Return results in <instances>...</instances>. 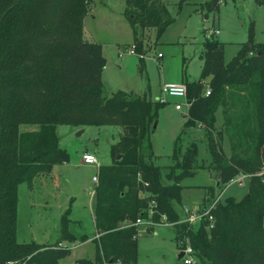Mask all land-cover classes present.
<instances>
[{
	"label": "trees",
	"instance_id": "trees-1",
	"mask_svg": "<svg viewBox=\"0 0 264 264\" xmlns=\"http://www.w3.org/2000/svg\"><path fill=\"white\" fill-rule=\"evenodd\" d=\"M167 1L126 0L124 15L140 61L142 33L154 28L160 36L174 20ZM254 1L264 5V0ZM91 2L0 0V264H58L70 251L60 241L16 239L18 184L31 186L36 175L69 158L59 143V123L121 128L110 144L112 162L97 168L95 252L76 259L78 264H137L141 218L171 222L178 247L190 245L200 264H264V43L255 41L250 26L246 41L224 62L223 43L204 35L200 75L183 80L189 106L175 139L173 163L161 166L152 160L150 135L166 101L132 90L103 93L102 46L83 36ZM219 3L207 0L205 8L216 11ZM218 108L222 120L216 124ZM21 123L37 127L20 130ZM192 127L202 131L217 187L241 173L248 179L245 194L218 198L197 225L180 220L176 209L180 179L202 166L196 163V141L181 151L179 141ZM164 167L169 170L163 174ZM164 175L171 181H163ZM67 211L61 214L60 231L73 241L77 237L68 231Z\"/></svg>",
	"mask_w": 264,
	"mask_h": 264
},
{
	"label": "rangeland",
	"instance_id": "rangeland-1",
	"mask_svg": "<svg viewBox=\"0 0 264 264\" xmlns=\"http://www.w3.org/2000/svg\"><path fill=\"white\" fill-rule=\"evenodd\" d=\"M205 1L168 0V10L174 20L160 36L154 28L142 33L140 61V54L133 45L132 27L124 15L126 0H92L84 17L83 36L102 46L103 93L109 95L123 89L157 99L164 82L198 78L203 65L202 41L204 35L214 29L219 30L214 36L223 43L224 62H229L246 41L250 26L255 41L264 43V5H258L254 0H220L218 9L211 11L205 8ZM131 47L135 53L128 52ZM119 52L123 54L119 56ZM175 102L184 101L177 96H167L158 109L157 124L150 135L155 155L152 160L161 166L173 163L175 139L186 119V106L182 104L181 108H176ZM215 116V123L219 124L222 120L220 108ZM36 127L34 123L19 125L20 130ZM80 129L82 131L77 133ZM119 131V126L111 124H87L79 128L65 123L57 125L59 143L67 149L69 158L54 163L49 173L36 175L31 186L24 181L18 184V241H60L67 245L70 251L58 264H78V258L93 257L96 230L91 190L94 188L92 176L97 174L98 165L83 162L81 158L84 151H89L96 155L99 164H110L113 160L110 144L117 140ZM201 132L196 127L188 128L179 141L181 151L191 141H196V163L202 165L192 175L180 179V201L176 202L179 219L189 220L194 225L199 222L201 210L216 198L223 200L227 195L240 198L248 189L247 177L220 187L215 185L208 166L211 157ZM223 149L229 152L226 138ZM168 170L164 167L162 173ZM163 181L170 182L171 179L164 175ZM67 209L68 231L77 237L73 241L64 239L60 231V217ZM138 224L137 264H200L194 256L190 263L179 256L171 222L164 218L161 223L142 219ZM81 235L86 239L81 240Z\"/></svg>",
	"mask_w": 264,
	"mask_h": 264
},
{
	"label": "built area",
	"instance_id": "built-area-1",
	"mask_svg": "<svg viewBox=\"0 0 264 264\" xmlns=\"http://www.w3.org/2000/svg\"><path fill=\"white\" fill-rule=\"evenodd\" d=\"M219 33L218 29H214L210 32H208L206 35L207 36H214L217 35ZM129 53H135L134 52V48L131 47L128 49ZM123 53L119 52V56H121ZM210 91L209 87L206 88L205 93L208 94ZM167 96H177L183 99V103L181 102H175V107L176 108H181L182 104H184L186 106V108L189 106V101L186 98V85L183 81L181 82H164L161 85V94L158 96V98L160 99V101H166ZM81 160L83 162L86 163H92V164H97L99 166V162L97 160V157L94 153L89 152V151H84L82 154V158ZM247 177V174L245 173H241L235 177H233L232 179H230L229 182L226 183V185L230 182L233 181H237V180H241V178ZM92 180L93 182L96 184L98 181V177L97 174H94L92 176ZM95 188V187H94ZM94 188L91 190V192H93L94 194ZM218 198H216L209 206H207L204 211H201L199 214L200 216L202 214H205L208 212V209L210 206L213 205V203L217 200ZM153 202V201H152ZM149 212H151V210H149ZM192 216V215H191ZM189 218V217H188ZM209 218L212 219V215H209ZM142 219H146L147 221H151V219L149 218H141V219H137V222H141ZM153 223V222H152ZM182 252V256L185 262H192L193 261V249L190 245H186L184 248L180 249ZM8 263H10V261H8Z\"/></svg>",
	"mask_w": 264,
	"mask_h": 264
},
{
	"label": "crops",
	"instance_id": "crops-1",
	"mask_svg": "<svg viewBox=\"0 0 264 264\" xmlns=\"http://www.w3.org/2000/svg\"><path fill=\"white\" fill-rule=\"evenodd\" d=\"M75 128H79V127H82L81 125H77V126H74ZM93 186L95 187V183L93 184ZM180 249V248H179ZM181 252V250H180ZM188 263V262H187ZM190 263V262H189Z\"/></svg>",
	"mask_w": 264,
	"mask_h": 264
},
{
	"label": "water",
	"instance_id": "water-1",
	"mask_svg": "<svg viewBox=\"0 0 264 264\" xmlns=\"http://www.w3.org/2000/svg\"><path fill=\"white\" fill-rule=\"evenodd\" d=\"M81 131H82V129L78 130L77 133H79V132H81ZM117 157H119V155H117ZM181 255H182V252L179 253V256H181Z\"/></svg>",
	"mask_w": 264,
	"mask_h": 264
}]
</instances>
